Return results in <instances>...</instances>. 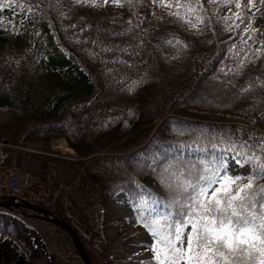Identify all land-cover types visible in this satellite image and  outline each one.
<instances>
[{"label": "trees", "instance_id": "trees-1", "mask_svg": "<svg viewBox=\"0 0 264 264\" xmlns=\"http://www.w3.org/2000/svg\"><path fill=\"white\" fill-rule=\"evenodd\" d=\"M169 3L0 0V143L45 153L1 147L0 167L47 185L33 203L73 229L92 264H115L104 209L121 192L135 231L150 235L138 218L175 214L174 201L190 195L182 180L206 175L202 161L226 164L240 152L264 160V0L254 9L239 0V10L236 0ZM54 134L65 135L76 161L46 158L57 154ZM261 188L256 175L257 214ZM0 213L40 234L52 264H85L71 235L45 217ZM151 243L145 264H156ZM259 258L249 247L236 264Z\"/></svg>", "mask_w": 264, "mask_h": 264}, {"label": "snow or ice", "instance_id": "snow-or-ice-1", "mask_svg": "<svg viewBox=\"0 0 264 264\" xmlns=\"http://www.w3.org/2000/svg\"><path fill=\"white\" fill-rule=\"evenodd\" d=\"M74 2L81 3V0ZM91 2L95 6V0ZM102 2L122 6V0ZM127 2L131 7V0ZM83 3L87 4L89 0H83ZM153 3L168 9L173 7L169 0H153ZM3 6L0 4V7ZM235 6L240 9L239 0H236ZM175 7L179 8L180 5L177 3ZM247 7H254L252 0H248ZM188 11L191 12L192 7ZM169 14L186 19L179 12ZM196 19L200 21L201 17L197 16ZM191 26L195 27L194 24ZM251 31L255 32L256 29L251 28ZM238 155L241 158L236 160V164H252V172L248 176L228 175L227 165L222 159L213 161L211 166L202 161V172L206 175H190L182 180L179 188L190 192V195L184 202H178L179 198L174 201L177 203L175 214L156 213L151 220L138 218V222L153 238L148 247L153 252L152 259L156 264H181L182 261L184 264H236V258L248 254L249 247L259 253L258 264H264V203L259 204L262 211L257 214L255 210L258 205L253 190L254 177L264 176V160L243 152ZM219 169H224L223 175ZM209 189H212L211 192ZM260 194L264 198V188L260 189ZM162 219L164 224L160 223ZM188 226L190 229L185 233ZM253 241H258L262 246L257 248Z\"/></svg>", "mask_w": 264, "mask_h": 264}, {"label": "rangeland", "instance_id": "rangeland-1", "mask_svg": "<svg viewBox=\"0 0 264 264\" xmlns=\"http://www.w3.org/2000/svg\"><path fill=\"white\" fill-rule=\"evenodd\" d=\"M252 3L254 7L251 8L254 9L257 0H252ZM60 136L65 135L56 134L51 138L52 150L57 153L55 159L75 158V153L70 148L69 153L58 149L59 145L56 141ZM1 147L8 146L0 143V152ZM55 155L49 154L46 158ZM228 163L229 166L233 165V159ZM241 170L246 171V166H241ZM17 174L23 181L25 197L32 191V189L29 191L31 182L38 180H28L25 175H20L19 172ZM130 213L129 198L125 193L119 194L117 200L109 202L104 209L103 235L104 238L112 241L108 255L115 264H145L144 262L149 258L145 245L150 243L152 238L148 234L135 231L129 219ZM0 264H52V259L40 234L24 225L18 218L0 213Z\"/></svg>", "mask_w": 264, "mask_h": 264}, {"label": "water", "instance_id": "water-1", "mask_svg": "<svg viewBox=\"0 0 264 264\" xmlns=\"http://www.w3.org/2000/svg\"><path fill=\"white\" fill-rule=\"evenodd\" d=\"M0 208H6V209H20V208H25L29 210H33L40 215L44 216L50 223L62 228L65 230L67 233H69L73 239V242L75 244L76 249L78 250L80 256L84 260L85 264H92L91 260L88 258V256L85 253V250L83 248V245L81 241L79 240L78 236L76 233L73 231V229L66 223L62 222L61 220L57 219L54 214L44 208L32 205L30 203L21 201V200H16L14 198H9L7 200L1 201L0 202Z\"/></svg>", "mask_w": 264, "mask_h": 264}, {"label": "built area", "instance_id": "built-area-1", "mask_svg": "<svg viewBox=\"0 0 264 264\" xmlns=\"http://www.w3.org/2000/svg\"><path fill=\"white\" fill-rule=\"evenodd\" d=\"M22 192L23 190L15 177H6L0 172V194L20 196Z\"/></svg>", "mask_w": 264, "mask_h": 264}, {"label": "bare ground", "instance_id": "bare-ground-1", "mask_svg": "<svg viewBox=\"0 0 264 264\" xmlns=\"http://www.w3.org/2000/svg\"><path fill=\"white\" fill-rule=\"evenodd\" d=\"M60 149L69 152V150L66 148V144L64 143L60 146Z\"/></svg>", "mask_w": 264, "mask_h": 264}]
</instances>
